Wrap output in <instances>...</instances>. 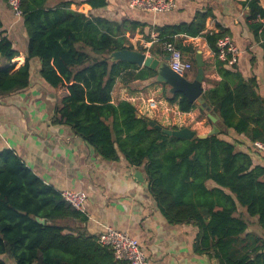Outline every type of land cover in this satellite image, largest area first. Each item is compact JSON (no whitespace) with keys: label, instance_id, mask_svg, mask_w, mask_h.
Segmentation results:
<instances>
[{"label":"trees","instance_id":"16d2710c","mask_svg":"<svg viewBox=\"0 0 264 264\" xmlns=\"http://www.w3.org/2000/svg\"><path fill=\"white\" fill-rule=\"evenodd\" d=\"M8 2L0 0V5ZM81 3L98 10L108 0H21V24L28 44L26 61L18 68L12 59L20 51L0 12V57L7 62L0 65V98L30 85L31 59L39 58L42 80L68 91L57 107L56 120L69 125L103 159L123 157L143 170L164 217L171 223L198 226L197 252L214 256L219 264H264V237L247 231L245 218L256 217L264 230V166L254 165L250 152L239 149L222 131L204 138H178L152 127V118L140 115L130 100L114 102L112 96L120 79L127 84L146 80H151L147 86L157 84L155 70L111 59L114 51L134 49L131 38L138 32L152 42L148 49L139 45V50L166 55L163 42L171 41L183 54H190L194 76L197 46L188 37L201 36L214 51L223 78L204 92L206 102L226 127L251 142L264 141V96L257 78H244L236 63L227 66L219 58L217 41L226 33L220 26L217 32H205L206 20L213 13L197 11L189 21L152 27L127 17L128 12L119 20L72 8ZM245 7L246 20L253 21L249 26L264 50V6L260 0H249ZM153 31L158 33L156 40H152ZM137 90L130 89L132 93ZM162 95L184 113L198 105L182 93H171L167 84ZM200 117H207L206 111ZM249 148L254 151L253 146ZM85 219L13 149H0V264H10L8 260L16 264H128L98 237L77 228L76 222Z\"/></svg>","mask_w":264,"mask_h":264},{"label":"crops","instance_id":"0c3cea01","mask_svg":"<svg viewBox=\"0 0 264 264\" xmlns=\"http://www.w3.org/2000/svg\"><path fill=\"white\" fill-rule=\"evenodd\" d=\"M176 1L175 10L159 14L131 9L128 7L129 0H108V5L98 10L89 3H81L77 10L119 20L128 12L127 17L146 22L152 27L189 21L197 11L210 10L213 15L206 20L205 32H217L220 26L221 31L232 38L239 48L237 69L246 79L255 75L258 89L264 96V50L249 26L253 21L246 20L245 2L249 0ZM260 4L264 6V0H260ZM72 8L76 9L75 4ZM0 12L4 15L8 35L20 51L12 59L18 68L26 61L27 33L23 25H17L13 19L9 4L0 5ZM151 37L152 40L158 39V33L153 31ZM188 40L197 46V52L201 50L203 54L204 90L215 87L223 78L217 70L214 51L204 37H188ZM131 42L137 50L139 45L148 49L152 44L139 32L131 38ZM145 52L154 56L148 50ZM166 56L168 54L154 57L165 61ZM184 56L192 62L190 54ZM4 63L7 62L0 57V65ZM30 69L31 80L26 89L0 98V149H13L44 182L57 190L84 191L87 195L86 213H83L86 219L77 221L76 226L88 235L98 237L105 225H111L138 239L152 264H219L214 256L195 250L198 235L196 224L171 223L164 217L149 190L143 170L130 165L123 157L113 161L103 159L69 125L56 120L57 107L61 106L67 89H54L42 80L39 58L31 59ZM187 77L192 79L189 75ZM150 83L151 80H146L127 84L120 79L112 92L113 100H130L141 114L162 125L189 127L199 134L213 130L214 124L207 117H200L202 110L198 105L191 112H181L177 104H169L163 95L155 97L156 91L161 90L166 83L157 81V84L147 86ZM135 88L138 90L132 93L130 89ZM127 92L130 96H127ZM152 101L155 102L154 107H151ZM218 126L224 132L223 135L236 143L239 149L250 152L254 165L264 166V155L249 150L252 146L250 140L226 127L221 117ZM137 171L143 173V181L136 177ZM245 218L249 224L247 231L264 237V230L257 223V218L248 215ZM8 261L16 264L12 260Z\"/></svg>","mask_w":264,"mask_h":264},{"label":"built area","instance_id":"2783aa9c","mask_svg":"<svg viewBox=\"0 0 264 264\" xmlns=\"http://www.w3.org/2000/svg\"><path fill=\"white\" fill-rule=\"evenodd\" d=\"M9 7L15 17H22L21 0H9ZM128 7L135 10H143L154 14L171 12L176 9V0H129ZM217 55L228 66L236 63L239 55V48L232 41L229 35H224L217 41ZM163 49L169 56L170 67L184 74L192 70L193 64L185 58L182 51L174 42H163ZM155 106V102H151V107ZM252 146L256 152L264 154V141L252 142ZM62 196L70 202L77 210L86 213L85 203L87 195L82 190L65 189L60 191ZM99 241L113 249L115 257L125 260L128 264H152L151 260L145 254L143 247L138 239L130 236L127 232L116 229L111 225H105L98 236Z\"/></svg>","mask_w":264,"mask_h":264},{"label":"water","instance_id":"95a60500","mask_svg":"<svg viewBox=\"0 0 264 264\" xmlns=\"http://www.w3.org/2000/svg\"><path fill=\"white\" fill-rule=\"evenodd\" d=\"M112 60H125L130 63L136 64L140 68L149 67L156 71V80L162 83H166L170 88L171 93H182L192 102H196L201 110L206 111L207 117L213 122L214 127L211 132L199 134L195 130L189 127H181L179 129H172L165 127L162 124L158 123L155 120H150L149 123L152 127L160 130L166 134L183 138L191 139L194 136H199L201 138L207 137L210 134L220 132V127L218 126V121L220 117L215 113L213 108L206 102L204 98V88L203 81L205 78V61L201 50H198L196 54V65L197 73L194 78L189 79L184 74H181L173 70L170 65L167 63L169 56H166L165 61L147 54L145 51L137 49H123L114 51L111 54ZM140 115H142L140 113ZM136 177L143 181L144 176L141 171H137ZM45 222V220H40Z\"/></svg>","mask_w":264,"mask_h":264},{"label":"rangeland","instance_id":"374dc122","mask_svg":"<svg viewBox=\"0 0 264 264\" xmlns=\"http://www.w3.org/2000/svg\"><path fill=\"white\" fill-rule=\"evenodd\" d=\"M75 8L76 9H79L80 8V6H76L75 5ZM14 16V15H13ZM13 19L15 20V21H17V25L18 24H21V18L19 19L18 17H13ZM147 54H148V52H146ZM150 55V54H149ZM191 78H193L194 77V74H193V71H191V72H188L187 73ZM118 81H120V80H118ZM117 81V82H118ZM119 86H120V84L118 83V86H117V88H119ZM156 89H158L157 88V86L155 87ZM157 93H156V98H160L161 96H162V89L161 90H158V91H156ZM128 93V92H127ZM127 96H130V94L128 93L127 94ZM148 108H149V106H148ZM150 109V108H149ZM151 110V109H150ZM152 120H154L153 118H152ZM155 121H157V120H155ZM161 124V123H160ZM163 126H165V127H169V126H172V125H163Z\"/></svg>","mask_w":264,"mask_h":264}]
</instances>
